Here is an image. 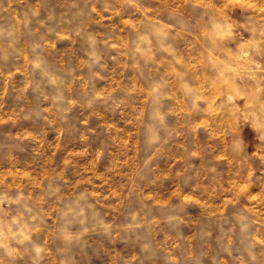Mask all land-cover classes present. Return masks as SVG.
Wrapping results in <instances>:
<instances>
[{
    "label": "rangeland",
    "instance_id": "rangeland-1",
    "mask_svg": "<svg viewBox=\"0 0 264 264\" xmlns=\"http://www.w3.org/2000/svg\"><path fill=\"white\" fill-rule=\"evenodd\" d=\"M0 264H264V0H0Z\"/></svg>",
    "mask_w": 264,
    "mask_h": 264
}]
</instances>
